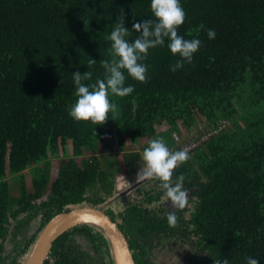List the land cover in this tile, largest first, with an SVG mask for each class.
Here are the masks:
<instances>
[{"label": "trees", "instance_id": "obj_1", "mask_svg": "<svg viewBox=\"0 0 264 264\" xmlns=\"http://www.w3.org/2000/svg\"><path fill=\"white\" fill-rule=\"evenodd\" d=\"M180 3L186 19L178 34L202 41L192 63L171 71L181 58L166 38L140 61L146 82L125 71L134 92L109 93L117 111L96 125L69 115L77 99L72 74L91 71L86 85L104 78L100 62L113 59L106 37L124 16L134 41L133 23L155 19L151 0H0V264H24L45 224L76 205L100 208L118 225L134 264H165L172 245L193 264L225 257L246 264L248 256L264 264V0ZM199 124L198 133L178 137L198 141L173 172V182L185 177L184 209L172 207L156 178L119 186L145 165L151 140L178 151L174 134ZM141 141L140 152L125 150ZM43 264L114 261L105 232L83 223L53 242Z\"/></svg>", "mask_w": 264, "mask_h": 264}, {"label": "clouds", "instance_id": "obj_2", "mask_svg": "<svg viewBox=\"0 0 264 264\" xmlns=\"http://www.w3.org/2000/svg\"><path fill=\"white\" fill-rule=\"evenodd\" d=\"M151 11L155 19H145L133 23L132 28L140 35L129 42L126 37L130 31L125 27L124 16L118 18L111 34L106 37L111 41V61L101 60L104 69V78L97 79L95 83L86 85L85 81L92 79V72L83 74L73 72L72 80L75 85L74 95L77 97L69 108V115L76 121H91L93 124L102 125L109 117L115 114L117 106L109 100V93L125 97L134 92V86H125L126 71L128 75L140 82H146L148 67L140 63L147 58L149 49L163 46L168 40V48L173 55H179L178 60L170 70L175 72L184 67V63H192L193 55L202 46L199 39L186 40L178 34V28L184 24L186 13L180 0H151ZM209 39H215L214 29H208ZM96 64V60H88V68ZM63 83V80L61 81ZM113 119L115 117L113 115ZM142 159L144 168L137 174V183L145 178H156L160 181L159 187L164 190V198L171 202L174 209L182 210L189 203V192L184 188L185 177L181 174L173 182V172L178 165L189 159L188 150L171 151L162 138L153 139L144 149ZM167 222L170 227L177 224L175 211L167 213ZM214 264H230L225 257L214 261ZM246 264H259L258 259L248 256Z\"/></svg>", "mask_w": 264, "mask_h": 264}, {"label": "water", "instance_id": "obj_3", "mask_svg": "<svg viewBox=\"0 0 264 264\" xmlns=\"http://www.w3.org/2000/svg\"><path fill=\"white\" fill-rule=\"evenodd\" d=\"M88 223L102 229L108 237L114 264H134L126 238L103 210L97 207L74 206L54 215L43 227L24 264H43L53 242L68 229Z\"/></svg>", "mask_w": 264, "mask_h": 264}, {"label": "rangeland", "instance_id": "obj_4", "mask_svg": "<svg viewBox=\"0 0 264 264\" xmlns=\"http://www.w3.org/2000/svg\"><path fill=\"white\" fill-rule=\"evenodd\" d=\"M165 128V125L164 126H160V127H157V130H161V129H164ZM203 128V125L202 124H199V126L197 128H195V130H192V131H184L181 129L180 127V133L178 134V137H183V138H189L193 133H198L199 131H201V129ZM183 142H185L184 140H182ZM126 147H125V150H133V151H136V152H140L142 147H143V144L144 142L141 141L139 143H129L127 142L126 143ZM182 142H178V144L175 146L178 147V149L180 148ZM107 145H108V150L111 152V153H114V152H118V147L116 144H114L112 141H110L109 139H107ZM121 156V155H120ZM56 165H57V159H52V170H51V175H53L54 171H55V168H56ZM30 169H26L25 172H24V176L27 180V183H29L30 181ZM122 179L124 178L122 175L119 176V179ZM8 180H12V178H7ZM126 181V180H125ZM124 181V182H125ZM122 182V181H120ZM122 184H120L119 186H122ZM123 189V188H120V190ZM173 255V256H172ZM160 262H163L165 264H193L191 263L190 259H189V256L184 252L182 251L181 249L177 248V246H173L168 249L167 253L164 254L162 256V259H160Z\"/></svg>", "mask_w": 264, "mask_h": 264}, {"label": "built area", "instance_id": "obj_5", "mask_svg": "<svg viewBox=\"0 0 264 264\" xmlns=\"http://www.w3.org/2000/svg\"><path fill=\"white\" fill-rule=\"evenodd\" d=\"M215 132V130L213 129L212 131H207V132H203L202 133V136H201V140L203 139H206L207 137L211 136L213 133ZM174 138L176 141H179L178 139V135L174 134ZM180 142V141H179ZM198 144V141L196 140H192L190 141L189 143H186V142H182L179 150H183V149H187L188 152L190 150H192L193 148L196 147V145ZM145 165H143L140 169H143ZM140 169L138 170V172L140 171ZM137 172V174H138ZM137 174L135 177H133L132 179H127L123 184L128 187V186H131V185H135L137 184ZM146 179V178H145ZM142 181V180H141ZM139 183V182H138Z\"/></svg>", "mask_w": 264, "mask_h": 264}]
</instances>
